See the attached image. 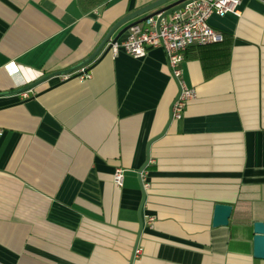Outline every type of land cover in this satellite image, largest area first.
<instances>
[{
	"label": "crops",
	"instance_id": "0c3cea01",
	"mask_svg": "<svg viewBox=\"0 0 264 264\" xmlns=\"http://www.w3.org/2000/svg\"><path fill=\"white\" fill-rule=\"evenodd\" d=\"M151 1L0 0V264H264V0L210 16L223 39L184 51L179 119L162 47L63 72Z\"/></svg>",
	"mask_w": 264,
	"mask_h": 264
},
{
	"label": "built area",
	"instance_id": "2783aa9c",
	"mask_svg": "<svg viewBox=\"0 0 264 264\" xmlns=\"http://www.w3.org/2000/svg\"><path fill=\"white\" fill-rule=\"evenodd\" d=\"M240 0H193L181 8L162 17L158 27L156 17H150L128 29V34L122 41L111 44L110 51L115 56L119 49L135 58L145 56L149 48L162 47L165 50L167 63L172 76L180 88L179 94L171 107L172 118L179 119L187 102L196 95L195 89L188 86L182 78L180 64L184 51L190 46H200L219 42L223 34L210 23L212 15L224 16L226 13L240 14ZM80 79L90 77L84 67L78 70ZM124 169L114 168L112 179L117 186L123 183ZM143 187L147 183H142ZM151 225L152 217L148 218ZM139 252L140 249H135Z\"/></svg>",
	"mask_w": 264,
	"mask_h": 264
},
{
	"label": "water",
	"instance_id": "95a60500",
	"mask_svg": "<svg viewBox=\"0 0 264 264\" xmlns=\"http://www.w3.org/2000/svg\"><path fill=\"white\" fill-rule=\"evenodd\" d=\"M191 1L193 0H152L148 4L127 13L126 15L119 18L109 28L105 36L102 38V40L93 50V52H91V54L86 59H84L74 68L63 70V72L64 73L72 72L76 69H79L80 67L82 68L85 65H88L89 63L93 64L96 59L103 57L110 50L111 44L117 41L119 36L125 31H127L131 26L137 23L143 22L150 17H156V26L158 27V24L162 17H165L166 15L181 8L186 3L191 2ZM139 15H143V16H141L140 18H136ZM120 26H122V28H120V30L113 36V33ZM91 65L87 68H84V71H88ZM60 73L61 72L58 71L54 73L44 74L40 76L39 78L29 82L25 86H23V88L20 89V92H25L27 90H30L38 83L48 79L49 77L53 75L60 74ZM79 73H80L79 71L74 72L71 77H77ZM179 91H180V88H179ZM179 91H178V94H179ZM177 96L175 97L174 101L176 100ZM173 102L171 104V107L173 105ZM162 133L163 132L158 134V136H155L154 138H152L150 142H152L155 138L162 135ZM145 165L146 163L143 164L139 168L138 170L139 176L141 175V172L143 171ZM231 209H232V206L230 204H224V203L215 204L212 224L214 226L227 225L229 222ZM251 228H252V234H253L252 235V254L256 258H264V221L254 220L251 224Z\"/></svg>",
	"mask_w": 264,
	"mask_h": 264
}]
</instances>
